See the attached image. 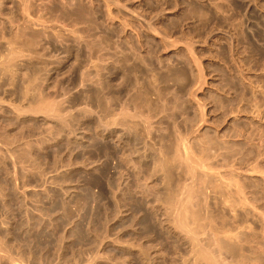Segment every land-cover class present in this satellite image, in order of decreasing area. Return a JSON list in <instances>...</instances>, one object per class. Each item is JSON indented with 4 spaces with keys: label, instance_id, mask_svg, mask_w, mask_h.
Returning a JSON list of instances; mask_svg holds the SVG:
<instances>
[{
    "label": "rangeland",
    "instance_id": "1",
    "mask_svg": "<svg viewBox=\"0 0 264 264\" xmlns=\"http://www.w3.org/2000/svg\"><path fill=\"white\" fill-rule=\"evenodd\" d=\"M23 1L2 0L0 57L7 52L9 40L19 43L31 40L40 28L23 17ZM30 10L46 17L50 25L56 19L51 29L60 32L65 26L73 27L71 16L78 17L81 22L75 29L93 33L95 46L100 42L105 44L108 33L122 35L125 51L115 47L116 40L108 42L111 56H117V52L123 54L119 53L125 60L124 77L114 68L103 69L109 58L103 57L91 67L92 77L86 83L93 89L91 92L96 88L99 93L112 96L115 106H118L116 97H123L132 112L148 114L150 127L138 119L137 123L127 120L120 141L113 138L110 147H106L102 140L97 147L94 117L96 112L104 110L105 104L99 105L92 93L90 96L81 93L79 72L71 78L65 77L62 84L46 92L50 98L64 102L69 125L56 124L47 129L43 128L40 118H26L20 123H37L40 137H32L28 147L19 146L11 157L7 147L0 146V264H83V260L84 264H96L92 254L97 250H104L103 254L113 253V256L119 253L113 243L101 240L106 227L109 225L122 238L134 236L133 215L141 210L150 218L149 221L137 220L138 230H150L148 224L151 223L153 230L161 232L159 219L153 217L149 207L152 204L155 210L158 206L159 217L164 190L158 179H153L152 171L154 173V165L160 158V150L174 146L180 136L191 138L197 145L207 139L228 136L226 139L230 137L235 151L251 150L244 158L246 162L255 157L259 143H264V0H74L72 5L62 0H33ZM11 15L20 18L21 23L25 20L22 23L25 25L12 31L7 19ZM149 24L155 30L149 28ZM246 32L253 37L249 38ZM26 67V75L30 76L36 62ZM97 70L106 80L113 81L112 87L90 85L97 80ZM0 76V99L26 103L23 100L25 76L19 75L15 82L6 74ZM204 108L208 112L207 121L212 125L204 122L199 126L200 110ZM7 115H12L9 106L0 105V125L7 123ZM219 124L229 125L227 135ZM211 127L216 129L213 131ZM4 136L0 138L8 140ZM20 160L26 161L30 170L20 169ZM124 175L134 190L122 196L120 202L131 212L121 219L117 209V217L115 213L109 218L108 198L112 200L111 208L115 207L114 196L120 195L118 184ZM243 175L249 181L250 175ZM149 178L152 182L148 184ZM184 180L191 182L193 177L187 175ZM218 197L214 196L210 202L218 201ZM227 211L221 209L228 217ZM248 218L252 220L251 216ZM100 264L105 262L100 261Z\"/></svg>",
    "mask_w": 264,
    "mask_h": 264
},
{
    "label": "bare ground",
    "instance_id": "2",
    "mask_svg": "<svg viewBox=\"0 0 264 264\" xmlns=\"http://www.w3.org/2000/svg\"><path fill=\"white\" fill-rule=\"evenodd\" d=\"M32 1L33 0L23 1L22 15L26 18L27 22L38 24L40 26L39 30L34 32V38L31 40L29 39L26 41L25 39V41L20 43L16 40H9L7 52L0 57V74L8 75L12 82H15L14 80L19 75L25 76L23 79L25 83L23 100H26V103L22 104L20 102L16 103L13 100L6 101L0 99V105L9 106L10 113L12 114L6 116L5 119L7 120V123L0 125V135L4 134L6 138H8V140H5V138L3 139V137L2 139L0 138V146L3 144L7 147V152H10H8L10 154L9 156H13L21 145L28 147L29 141L32 137L38 136L41 133L40 130L38 131L39 125L37 123H32L30 125L23 123L22 125L20 121L23 119L30 117L36 119L40 118L44 123L43 128L47 129L53 126L55 127L56 124L62 126L69 125L67 110L63 105L64 102H62V100L50 98L46 92L55 89L58 84H62L65 77H73L75 72H79L81 75V79L79 80V85L83 87L81 93L86 96H90L92 93V98H95L99 105L105 104L104 110L101 113L96 112L94 117V135L98 138L95 142L97 147L102 140L106 147H110V141H112L113 138L116 139V141H120L124 135V129L127 128V120L137 123L135 120L138 119L147 124V127H150L148 114L143 115L132 112L125 104L123 97H116L118 106H115L113 102L114 98L112 96H105L96 91V88L94 89V92H91L93 89L88 87V83H86L87 80H91L92 77L91 67L96 63L98 58L101 59L103 57H109L105 60L106 62L102 67L103 69L111 70L114 68L120 73L122 78L124 77V69L126 66L125 60L120 57V54L122 53L117 52V56H111L109 54L110 44L108 42L109 39L116 40L115 47L120 51H125L123 50L125 49V44H121L123 38L122 35L108 33L107 40L105 39L104 41L105 44L100 42L99 45L95 46L93 33L81 32L80 30L78 31L75 29V25L81 22L78 17H70L73 22L72 28L70 25V28H65V24L64 31L62 32L54 28L51 29V26L54 25V20L52 21V25H50V22L46 17L43 18L44 16L39 15L38 13L37 15L32 13L30 10V3ZM62 1L71 5L74 2V0ZM2 3V0H0V5H3ZM128 15L131 17L134 16L133 14ZM7 19L12 31H14L13 29L19 28V26L25 21L21 20L23 21L21 23L20 18L12 15L8 16ZM61 23L62 22L58 21V24ZM149 25V28L155 30L153 29V26L151 27L152 24ZM246 34L249 38L253 37L250 32H246ZM108 54L109 56H107ZM112 57L113 59H111ZM32 61L36 62V69L32 74H29L30 76H28L26 75L28 72H25L26 68H28L26 66ZM95 77H97V80L92 81L90 85H97L98 87L113 86V81L111 79L106 80L101 71L97 70ZM62 87L63 86H61V88ZM200 114L199 117H201V123L199 126H202L204 122L210 123V121H207L206 116L208 112L205 111V108L202 109V111L200 110ZM193 115H195L194 112ZM193 115L190 116L192 117ZM213 119L214 121L216 120L214 117ZM17 124H19L20 127L17 128ZM213 126L215 127V125ZM221 126V131L226 134L229 125ZM211 128L213 131L216 129L213 127ZM205 129L206 131L209 130V128ZM235 135L237 136L236 131ZM99 136L102 139L99 138ZM218 137L219 138L215 140L207 139L205 143L197 145L191 140V138L187 139L180 136L174 146H168L169 148L165 150L166 152L160 150L161 155L154 165V173L152 171V174L155 175V178L153 179H158L162 185L160 186L164 190V196L162 195L163 198L159 197L162 198L160 202L163 208L159 209L160 211L158 210L159 217H157L158 212L156 210L158 206L154 210V208L151 207V204L149 208L151 210L150 212L153 213V217L159 219V230L163 233L153 230L151 223L148 224L150 230H147L149 232L147 230H138L136 227L138 225H136V221L142 219H144L143 221H149L150 218L147 213L142 212L143 210L138 214L133 215L135 223L132 224L131 222L133 226L131 227L132 231L135 233L134 236L130 235L131 237L122 238L120 233H114L113 229L105 224L107 227L105 226L106 229L101 235V240H107L113 243L118 248L119 253L117 255L114 254L113 256V253L103 254L104 250L102 252L97 250V253L95 251L96 254H92V256L94 255V259L92 257L89 258V262L90 259H93L92 261L96 264H100V261L103 263L105 262V264H264V202H261L264 198V143H259L260 148L257 153H255V157H253L250 162H246L244 158L250 154L251 150H249L250 152H244L241 148L240 150L235 151L234 145L229 141L230 137L228 139H226L228 136H221V138L220 136ZM263 140L264 139H262V142ZM145 143L146 139L142 141L143 146ZM164 145L166 146L167 144ZM101 149L99 148V150ZM4 154L7 156V153ZM109 155L110 154L107 155L108 159L110 157ZM14 162L16 163V161ZM15 163L13 168L15 167ZM18 163H20V169L26 168L30 170L31 168L26 166V161L20 160ZM243 174L250 175L248 176L249 181L243 178ZM21 175L23 174L21 173ZM187 175L193 177L191 182L184 180V176ZM126 176L128 175L126 174ZM126 176L123 177L122 181H117V183L119 182L118 188L121 192L119 196H114L115 207L111 208L112 200L110 196L108 198L107 209L109 218L111 217L110 215H115L117 209H119L118 218H121L123 215L127 216V212H131V210L128 211L130 208L125 207L122 205L123 203L120 202L122 196L125 197L127 193H131V191L134 190L129 185ZM150 181L152 182L149 178V181L146 182L149 184L151 183ZM93 184L95 186L98 185L96 182ZM157 184L159 185V183ZM111 185L113 184L111 183ZM159 193L162 192L159 191ZM105 195L107 196V194ZM214 196H219V200L211 203L210 200ZM140 197L142 198V196ZM156 201L157 200L155 199V202ZM146 205L149 204L146 203ZM80 208V210L83 209V207ZM224 208L229 211L228 217L226 215L224 216L221 212V209L223 210ZM138 211L139 210L137 209V212ZM115 216L117 217V213ZM249 216H251L255 224L252 220H249ZM102 217L105 216L103 215ZM94 234L96 235L98 233ZM98 235L100 236V234ZM99 236L97 237L98 239ZM100 244H102L101 241ZM98 248H100V245ZM83 261V264L86 263L85 260Z\"/></svg>",
    "mask_w": 264,
    "mask_h": 264
}]
</instances>
